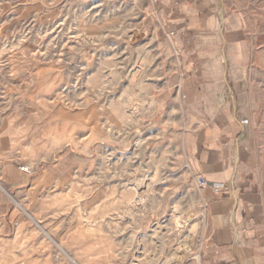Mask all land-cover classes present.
Returning a JSON list of instances; mask_svg holds the SVG:
<instances>
[{"label": "rangeland", "instance_id": "obj_1", "mask_svg": "<svg viewBox=\"0 0 264 264\" xmlns=\"http://www.w3.org/2000/svg\"><path fill=\"white\" fill-rule=\"evenodd\" d=\"M222 2L264 48V0ZM184 74L155 0H0V264L203 263Z\"/></svg>", "mask_w": 264, "mask_h": 264}, {"label": "crops", "instance_id": "obj_2", "mask_svg": "<svg viewBox=\"0 0 264 264\" xmlns=\"http://www.w3.org/2000/svg\"><path fill=\"white\" fill-rule=\"evenodd\" d=\"M180 43L185 77L180 92L196 118L189 141L196 180L221 186L202 191V264H264V197L255 145L264 82V48L244 18L222 0H155Z\"/></svg>", "mask_w": 264, "mask_h": 264}, {"label": "built area", "instance_id": "obj_3", "mask_svg": "<svg viewBox=\"0 0 264 264\" xmlns=\"http://www.w3.org/2000/svg\"><path fill=\"white\" fill-rule=\"evenodd\" d=\"M19 171H21L23 173H26V174L30 173V169L27 166L20 167ZM197 186L202 191L210 189L214 194L219 193L221 191V189H222L221 186L211 185L210 183H208L206 180H204L202 178H198L197 179Z\"/></svg>", "mask_w": 264, "mask_h": 264}, {"label": "bare ground", "instance_id": "obj_4", "mask_svg": "<svg viewBox=\"0 0 264 264\" xmlns=\"http://www.w3.org/2000/svg\"><path fill=\"white\" fill-rule=\"evenodd\" d=\"M196 262H197V263L199 262V257H196Z\"/></svg>", "mask_w": 264, "mask_h": 264}]
</instances>
